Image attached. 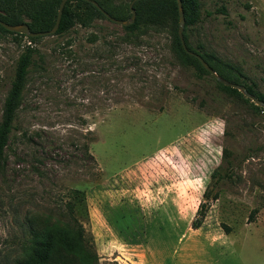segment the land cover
I'll return each mask as SVG.
<instances>
[{"label":"rangeland","instance_id":"rangeland-1","mask_svg":"<svg viewBox=\"0 0 264 264\" xmlns=\"http://www.w3.org/2000/svg\"><path fill=\"white\" fill-rule=\"evenodd\" d=\"M199 1L189 46L264 95V0ZM171 40L103 18L36 43L0 32V120L18 57L38 52L0 169V264L26 255L30 221L65 218L72 190L97 264H264V115L182 65ZM209 184L218 199L191 230Z\"/></svg>","mask_w":264,"mask_h":264},{"label":"trees","instance_id":"trees-1","mask_svg":"<svg viewBox=\"0 0 264 264\" xmlns=\"http://www.w3.org/2000/svg\"><path fill=\"white\" fill-rule=\"evenodd\" d=\"M92 1H95L100 9H97L90 0H67L55 35L69 34L74 26H87L96 18L107 19L103 12L112 18L126 20L122 18L129 13L128 6H112L110 0ZM60 2L61 0H0V21L11 25L26 24L31 32H46L54 25ZM180 4L184 17L182 36L186 49L200 56L220 78L243 86L249 94L264 103V95L257 93L252 85L244 82L245 79L239 69L216 59L211 53L202 51V47H197L198 49L195 50L189 46L186 31L189 27H194L201 22L202 4L199 0H180ZM133 9L135 11L134 22L128 26H121L126 33L141 32V30L145 32L156 30L159 27L166 29L171 34V50L176 59L182 65L192 66L199 75L209 74L203 69L198 59L188 54L181 45L178 37L179 17L176 0H138L133 4ZM223 10L221 8L220 12ZM0 32L22 36L11 33L1 26ZM27 39L30 43H36L42 37H27ZM35 56H38L37 50L29 45L20 54L15 64L9 91L3 102L0 120V169H3L7 159L5 150L9 146L12 131L15 130L13 122L21 102L26 75L34 63ZM216 83L222 91L242 97L258 116L264 115V108L255 106L237 89ZM83 149L85 155L92 159L88 153L87 144H83ZM230 156L231 151L224 146L222 161H227ZM220 167L221 165L212 171L210 181L221 180L222 177L218 175ZM209 186L210 184L203 192L196 214L190 222L191 230H197L202 226L211 203L218 199V193L213 191L215 185L212 188ZM68 198L66 216L63 220L36 217L30 221L27 231L29 246L26 255L18 264H97V257L94 251L85 244L83 230L73 215V208L75 205L80 206L84 203V196L80 191L72 190Z\"/></svg>","mask_w":264,"mask_h":264},{"label":"water","instance_id":"water-1","mask_svg":"<svg viewBox=\"0 0 264 264\" xmlns=\"http://www.w3.org/2000/svg\"><path fill=\"white\" fill-rule=\"evenodd\" d=\"M66 1L67 0H61V2L59 4V7H58V10H57V15H56V19H55L54 25L49 31H46V32H31L29 30V27L26 24L11 25V24H7V23L2 22V21H0V26L3 27L5 30L11 32V33L20 34V35H24V36H27V37H44V36H48V35H54L56 33L58 27H59L62 10H63V7H64ZM136 1H138V0H131V2L128 5V9H129V12H130V17L127 20H119V19L112 18L110 15H108L105 12H103V14L110 22H112L114 24L121 25V26H128V25L132 24L134 22V19H135V11L133 9V4ZM176 1H177L178 17H179V20H178V37H179V40L181 42V45H182L183 49L185 51H187L188 54L195 56L198 59V61L201 64V66L203 67V69L205 71H207L209 73V75H211L217 82H219L220 84H222L224 86L237 89L246 98L250 99V101L253 102L254 105L264 108V103L259 101L258 99H256L253 95L249 94L243 86L228 82V81L220 78L214 72V70L200 56H198L196 54H193L192 52H189L186 49V46H185V43H184V40H183V36H182L183 27H184L183 12H182V8H181L180 0H176ZM90 2L97 9H100V7L98 6V4L95 1L90 0Z\"/></svg>","mask_w":264,"mask_h":264}]
</instances>
